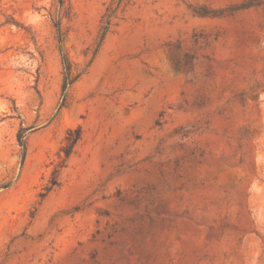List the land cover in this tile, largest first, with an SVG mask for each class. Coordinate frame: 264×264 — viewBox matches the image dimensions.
I'll list each match as a JSON object with an SVG mask.
<instances>
[{"label": "rangeland", "instance_id": "1", "mask_svg": "<svg viewBox=\"0 0 264 264\" xmlns=\"http://www.w3.org/2000/svg\"><path fill=\"white\" fill-rule=\"evenodd\" d=\"M0 264H264V0H0Z\"/></svg>", "mask_w": 264, "mask_h": 264}, {"label": "trees", "instance_id": "2", "mask_svg": "<svg viewBox=\"0 0 264 264\" xmlns=\"http://www.w3.org/2000/svg\"><path fill=\"white\" fill-rule=\"evenodd\" d=\"M59 41L62 42L61 38H59ZM61 51H62V60H63V64H64V69H65V76H64V83H63V94H65V92L67 91L68 87L70 85H72L74 83V81L76 80V77H72V66H71V62L69 60V58L67 57V54L64 52L63 48L61 47ZM25 130H22L19 133V142L20 145L22 146L23 149V157L26 153V134H25ZM79 138V135H77L74 138L69 139V146L67 149V154L70 153L71 148L74 146V144L77 142Z\"/></svg>", "mask_w": 264, "mask_h": 264}]
</instances>
